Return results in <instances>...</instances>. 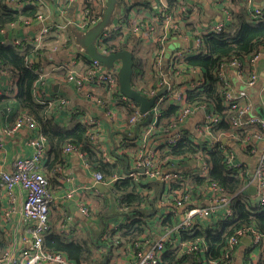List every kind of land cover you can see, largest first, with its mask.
I'll return each mask as SVG.
<instances>
[{"label": "trees", "instance_id": "16d2710c", "mask_svg": "<svg viewBox=\"0 0 264 264\" xmlns=\"http://www.w3.org/2000/svg\"><path fill=\"white\" fill-rule=\"evenodd\" d=\"M6 1L0 0V30L10 24L16 25L24 22L27 18L31 20L35 19L37 15L35 8L28 7L20 12H13L6 6ZM231 4L233 5L232 0ZM235 4L237 5V10L230 9L231 21L225 26L223 32L200 37L201 44L198 54L173 59L171 58V53L166 54L163 49L161 56L164 62L161 69L154 66V63L156 65L154 60L151 63V73L153 75L152 78H154V80H150L151 85H148V82L146 83V81L142 80L145 75L142 73L143 66L140 63L141 59L136 58L134 51L130 50V40H136L134 33H132L131 38L124 39L118 32L111 33L106 31L108 36L105 39L104 50L106 53L111 54L127 49L133 54L134 71L132 87L137 91L146 93L149 90L159 89L163 81L161 74L164 73V78L169 81L170 90L168 93H172L174 90L179 91L180 89H184L183 91L188 105H205L209 112L219 119L210 130V133L215 138L220 139L218 137L219 135L232 134L236 135L235 139H239V136L245 130L248 131L249 129L257 127L234 128L231 125L230 120L236 114L224 103V90L218 73L222 71L223 67L230 66L232 62H240V66L238 67V71H240L242 60L252 59L254 54L264 48V6L260 8V16L256 18V21H253L251 20L252 14L250 9L244 0H235ZM151 6L154 8L152 4ZM178 7L179 4L176 0H168V10L176 12ZM86 8L91 12L94 11V8L90 4H86ZM114 13H116L115 10ZM94 14L97 17H101L102 10ZM127 18L128 13L120 16L122 24L124 22L126 24V21H128ZM200 24L202 25L204 23ZM161 25L157 24V29L159 27L161 28ZM184 26L195 37L196 24L193 22H185ZM74 29L66 28V32L70 30L71 37L74 38L75 36L76 40L78 32ZM123 40H126V42ZM115 41L118 42L115 43ZM135 43L139 44L140 42L138 40ZM55 44H58L61 50L51 54L50 46L52 44L48 47L35 48L31 44L14 46L12 44H3L0 41V72L2 71L14 77L16 85V94L14 97L8 98L3 95L0 96V110L5 114L8 112V119L11 120L13 125L18 117L26 114L39 126L46 144L47 154L46 163L42 167V170L49 178V182L51 181L52 183L51 177L58 173V171L60 172L64 164L65 157L63 155V149L66 146L80 148L89 166L94 171L102 174L106 179L124 173L125 161L120 157L128 159L130 168L131 156L128 154V151L134 153L140 148L138 142L139 131L142 127L150 123L152 117H149V121L145 122L147 118H141V114L131 101L117 103L116 105L119 107V110L125 114L126 124L135 112L138 114L135 116V121L131 125H127L133 132L132 134L129 132L128 137H124L125 144L123 149H125V152L116 154V156L110 155L113 161H106L91 146V138L99 135L95 126L86 125L78 119L76 114H72L71 125L65 126L57 120L55 121L53 115L47 111L46 107L37 104L33 98V86L38 81L41 70L47 72L44 69L46 67H42L43 63L46 66L49 65V67H53V64H56L58 71H61L65 75V69L60 68V66L63 63L71 61L70 59L63 60L62 57V50L67 48L65 42H59L56 39ZM67 44H71V40ZM74 46L78 47L80 49L79 51L84 53V50L78 45L77 41H74ZM154 52L156 57H158V45L154 47ZM78 55L82 54L78 53ZM174 60H176V63ZM77 63H79V60L75 61L76 69H78ZM174 64L177 66L173 67ZM176 71H179L178 74L183 76L181 82L176 79ZM194 72L200 74V84L193 88H184L185 84L189 85L191 82L197 83L194 82L196 81L194 78H191L192 80L188 79V75ZM177 113L178 107L165 98L159 109L155 130L149 135L147 143L152 139L158 140L165 138L173 130L172 127ZM180 133L183 137L176 144L162 145L160 143L161 145H158L157 143L155 149L159 151L157 163L161 173L168 170L171 165H174L173 162L177 161L178 164L171 172L180 175L181 178L174 182H167V184L162 179L151 182L143 178L144 175H138L140 178L138 183L130 178L115 181L107 187L106 194L96 198L99 203L101 202L98 215L102 221L107 220L110 216H118L119 212L129 216L131 219L125 224L118 226L114 230V234L107 239L112 244L116 242L118 246H133L140 243L143 235L154 224V220H158L156 217H159L157 215L159 197L167 199L166 195H164L165 185L168 186L167 195L169 197L187 191L188 193H192L195 198L200 199L203 193L208 190L210 184L214 183L222 189L225 195L233 199L232 215L227 220L212 222L213 224L211 226L204 228L197 226L190 231L181 232L179 236L182 242L204 243L206 247L203 255L204 260L197 262L194 254L183 253L179 248H173L167 245L161 264H210L212 261L220 264L219 260L226 239L237 229L251 227L260 234H264V206H259L256 203V199H254L255 196L253 197L248 193V189L245 188L251 173L240 172L237 168H229L227 166L223 150H231V148L224 147V145L217 141L212 147H207L205 144L195 143L184 132ZM197 157L206 162L208 166V172L203 177L199 176L197 172L199 169ZM188 165L193 167V172L192 168L179 171L178 167L182 168ZM2 206L3 203L0 198V214ZM175 219L172 214L165 215L161 221V227L170 228L174 226L177 222ZM7 244V238L0 231V252ZM43 247L48 252L66 256L67 259L76 264H108L102 257L98 258L94 256L92 248L89 247L84 239L68 240L64 238L63 233H59L54 229L49 235L45 236ZM259 258L256 264H264V253Z\"/></svg>", "mask_w": 264, "mask_h": 264}, {"label": "built area", "instance_id": "2783aa9c", "mask_svg": "<svg viewBox=\"0 0 264 264\" xmlns=\"http://www.w3.org/2000/svg\"><path fill=\"white\" fill-rule=\"evenodd\" d=\"M62 6L65 3L62 1H68V3H77L78 17L74 23V27L81 33H85L90 30L96 24L101 21V17H97L94 13L100 12L105 8L106 0H57ZM157 13L151 16L149 24H143L142 29L137 30L140 39L143 43L151 44L154 47L159 46V55L156 57L154 54L153 60L156 62L154 66L157 68L162 67L164 60L162 61V53L164 49V42L168 39L170 34H176L181 38L187 33L184 23L190 22L193 16L198 14V6L193 3H186V0H177L179 4L176 12L168 10L167 0H156ZM213 3L220 6L222 9V19L215 24H205L201 26V29L196 32L193 40V48L191 51L185 49H179L171 54V58H183L189 55L198 54L201 36H209L211 34H218L223 32L225 26L231 21L230 16V3L231 0H212ZM250 9L252 14L251 20L256 21L257 17L260 16V8H251L253 0H244ZM86 4H90L94 11H89L86 8ZM6 6L13 12H20L25 8H35L37 15L34 20L42 24L41 29L38 33L32 37L31 40L20 38L12 35L8 37L10 30L14 29V24H10L0 30V41L3 44H12L14 46H21L25 44H31L35 48H42L44 40L49 36L58 37L67 28V24L63 22H47L49 4L47 0H7ZM65 15V8L61 10V16ZM183 16V17H182ZM185 19V20H182ZM157 24H162L160 32L157 31ZM141 25V24H140ZM109 31L111 33L118 32L122 37V20L119 17L113 19L112 24L97 38L96 48L99 53L108 55L104 50L105 39L108 36ZM124 38V37H122ZM163 46V48H161ZM61 50L58 44L50 46V53H57ZM261 56L260 51L254 54L252 60L255 61ZM30 61H32L30 59ZM88 69L84 72H78L75 67V61L63 63L60 68L65 69L64 80L66 82L73 83L75 90L85 99L93 102L96 107H100L103 114L109 118L112 122L115 119L112 116V106L117 103L129 101L126 97L119 94L118 82L116 77L117 70L114 68L107 69L100 65L96 61L89 60ZM176 63V60H174ZM177 65L174 64L173 67ZM230 66L239 67L240 62H232ZM181 68V66H179ZM160 71V70H159ZM176 71V79L181 82L183 76L178 74ZM47 75V72L39 74L38 81L33 86V98L37 104L46 107L47 111L53 113L52 110L63 109L70 103L67 97L49 96L45 90H39L38 84L43 81V78ZM163 81L160 84V88L157 90H149L146 93H141L147 98L152 97L157 91L166 86V92L157 98L154 102L153 107L148 113L141 114V118L152 117L149 124L142 127L139 131V146L140 148L136 152L128 151L131 156L130 163L132 168L135 170H141V173L133 172L130 174L121 173L114 175L108 179L104 178L102 174L96 171H92V178L94 182L101 183L106 187H109L115 181L123 180L126 178L132 179L138 183L140 178L138 175H144L143 178L147 180L162 179L165 184L167 182H174L180 179V175L171 172L174 169V165H171L168 170L161 173L158 167L157 158L159 151L156 147L149 146L147 143L148 137L155 130V124L157 122V116L161 103L166 100L171 101L178 107V113L174 120L173 130L158 143V145H174L177 141L181 140L183 135L178 130L180 123L193 115L196 111L205 112L203 124L197 126L196 133L200 137L212 136L210 133L211 127L215 125L219 119L212 115L205 105L190 106L187 104L185 99L184 89L179 91H173L168 93L170 90L169 81L164 78L165 74H161ZM219 79L223 87V97L226 106L233 111L236 116L231 118L230 123L234 128H246L249 126L257 127L258 131L254 135L256 139L264 141V119L252 114V105L247 99L246 89L253 88L257 83L258 76L253 71L247 77L245 82V89L240 90L236 93L232 92L229 86V82L226 79L223 71L218 73ZM192 78L189 74L188 78ZM201 80L197 83H190L184 85V88H193L200 84ZM95 85L100 91L104 93L103 96H99L92 90ZM146 94V95H145ZM138 110V109H137ZM139 112V111H138ZM135 114L129 118L128 124L131 125L135 121ZM88 126H95L98 128L99 119L95 117H89L81 120ZM37 126L36 122L28 115L22 114L15 121L12 130H18L21 128H27L30 130L35 129ZM232 139L236 138V135H229ZM34 148V153L30 157L19 158L14 161L10 170H0V198L3 206L0 214V231L8 240L7 246L0 252V264H75L68 261L65 256L59 253H51L44 249L43 243L45 236L52 232V225L50 221V214L53 207H56V197L51 191L50 182L47 175L43 173L42 167L46 163V144L42 134L38 133L30 143ZM91 146L97 154H100L105 158L106 161L111 162V157L104 151L97 136L91 138ZM125 142L120 141L116 144L115 153L121 154ZM200 144V143H198ZM2 143L0 141V148ZM156 146V145H155ZM76 153L83 158V166L90 169L89 163L87 162L85 155L81 152L80 148L72 146H66L63 149V155H69ZM234 153H226L225 160L229 168H237L240 172L243 168L236 165L234 160ZM198 160V175L203 177L208 172V166L206 162L197 157ZM251 186L255 187V198L256 203L259 206H264V147L260 150L259 161L256 164L254 171L248 178L245 188L249 189ZM86 191L85 188L75 187V189L66 193L62 199H71L76 193H82ZM200 194V192H199ZM168 203L172 204V210L166 212L164 215H158V223L162 221L165 215L172 214L173 217L178 218L174 226H171L166 230L164 237L160 238L156 242H150L149 240H141L140 243L134 245L129 250L131 252L129 258L126 259L124 264H161L162 257L165 253L166 246L170 245L173 248H179L183 253L194 254L197 258V262L204 260V253L206 247L202 242H182L177 240V235L181 232L190 231L193 228L211 226L214 221L227 220L232 215L233 199L225 195L222 189L216 184H210V187L206 192L203 193L202 198L197 199L192 193L180 192L175 196H167ZM163 200V199H162ZM79 212L84 217H89L90 212L93 210L85 202V200L79 197L77 201ZM16 217L14 228L7 229V224L12 221V217ZM69 216H65L64 222L59 224V233H66L67 223L70 222ZM176 221V220H175ZM19 229H23L29 237L23 239L25 247L20 245L17 238ZM243 239H249V244L253 249L259 251L257 255L253 254V260L257 261L262 253H264V234H260L251 227H243L237 229L232 235L226 239V243L223 247L222 254L220 256V264H234L235 254L237 248L241 244ZM22 240V239H21ZM252 249V250H253ZM133 250V251H132ZM210 264H218L215 261Z\"/></svg>", "mask_w": 264, "mask_h": 264}, {"label": "crops", "instance_id": "0c3cea01", "mask_svg": "<svg viewBox=\"0 0 264 264\" xmlns=\"http://www.w3.org/2000/svg\"><path fill=\"white\" fill-rule=\"evenodd\" d=\"M232 1L233 5L230 3V8L231 10L233 9L236 11L237 5L235 4V0ZM47 2L49 4V8L48 11L45 12L48 16L46 23L49 24V22L61 21L67 24V28H75L74 23L76 22L79 14L77 3H68V1H62V3H65V5L62 6V4L59 3L60 1L57 0H47ZM156 2V0H118V4L115 9L116 13H114L115 18L128 13V21H126V24L125 22L122 24V37H124V39H127L128 37L131 38L132 33H134L136 36V40H130V50L134 51L136 58L141 59L140 63L143 66L142 73L145 75L142 80L146 81V83L148 82V85H151V79L154 80L151 73V63L155 54L154 46L143 43L138 35L137 30L142 29L141 26L143 24H149L152 18L151 16H154L157 13V8L159 5H157ZM186 3L188 5L189 3H193L198 6V14L193 16L190 20V22L196 24V32L201 29L202 25L215 24L222 19L221 7L213 3L212 0H186ZM151 4L154 6V8L151 6ZM263 6L264 0H253L251 8H261ZM63 8H65V15L61 16V10ZM200 23L204 24L201 25ZM41 27V23L27 18L24 20V22L14 25V29L10 30L8 37L11 38L12 35H15L20 38H25L26 40H31L32 37L38 33ZM70 30L68 32L65 30L58 37H47L44 40L43 46L48 47L51 44H55L56 39L59 42H65V46L67 48L62 50L63 60H79V63H77V70L81 73L88 69L90 59L86 58L84 53L80 52V49L74 46V41H77V38L75 40V36L74 38L71 37ZM77 32L78 34L81 33L78 30ZM156 32H160V27ZM178 37L179 36L177 34L176 36L174 34H170L168 39L165 40L164 50L166 54H172L179 49H185L188 51L192 50L194 40V35L192 33L187 31L183 37ZM69 40H71L72 45L67 44ZM138 40L140 43L136 44L135 41L137 42ZM123 41L126 42V40ZM117 42L118 41H115V43ZM262 50H264V48L260 49L261 56L257 60H242L240 71H238L237 67L233 66L223 67L222 71L229 82L231 91L234 93L245 89V82L251 72L254 71L257 74V83L253 88H247L246 94L249 103L252 105V114L264 119V52ZM78 53L82 55H78ZM42 67H46L44 69L47 71V75L43 78V81L38 84L39 90H45L51 97H67L70 101L66 108L52 110L53 113L51 114L53 115L55 121L57 120L65 126H70L72 114H76L80 120L89 117L98 118L99 124L97 130L99 135L97 138L103 150L107 151L109 156H112L111 133L119 132L118 134L114 135L116 145L120 143V141H125L124 137H128L129 132L131 134L133 132L131 129H129V127H127L128 123L126 124L125 114H123V112H121L119 107H117L115 104L111 107L112 116L115 120L110 122L109 118L103 114V111L100 107H96L93 102L85 99L83 96L77 93L73 83L66 82V80H64V74H62L61 71H58L56 64H53V67H49V65L46 66L45 63H43ZM114 67L116 70H118V64H115ZM191 75L192 78L196 80L194 82L200 81V74L198 72L191 73ZM188 79H190V77ZM15 86V78L1 71L0 96L3 95L4 97L8 98L14 97L16 94ZM91 87L92 90L99 96L104 97L102 90L100 91L97 87H95V85ZM8 115V112L5 114L2 112V110H0V141L2 143L0 148V170L4 171L10 170L15 160L32 156L34 153V148L30 143L40 131L39 126L33 130L27 128L12 130L13 124L11 120L8 119ZM204 117L205 112L196 111L193 115L180 123L178 126L179 132H184L195 143L205 144L207 147H212L217 141L224 145V147L231 148V150H223L224 156L229 152L234 153L235 157L233 162L236 165L241 166L243 171L247 174L252 173L259 161L260 150H262L264 147V141L258 140L254 136L258 129L252 128L248 131L245 130V132L239 136V139H232L228 134L219 135L218 137L220 139L215 138L213 135L200 137L196 133V128L197 126L203 124ZM161 140L162 138L158 140L152 139L149 142V146L151 145V147H155V145ZM64 157V164L61 167L60 172L58 171V173L51 177L52 183L50 181V188L55 195L57 202L56 207L52 208L50 214L52 229L59 232V224L64 222L65 216H69L71 219L70 222L67 223L66 233H63L64 238L68 240L82 238L86 241L89 247L92 248L94 256L98 258L102 257L103 260L107 261L108 264H124L126 259L129 258L128 256L131 254L129 250H131L134 245L118 246L116 242L115 244L110 243V240L107 238L114 234V230H116L118 226L125 224L131 218L119 212L118 216H110L107 218V220L102 221L98 215L101 207L95 208L93 204H95V200L98 201L96 198L106 194L107 190L104 192H99L92 186V171L94 170L91 167L88 169L83 166L82 156L76 153H71ZM111 161H113V159ZM173 164L176 166L178 162L174 161ZM189 166L190 165L182 167L186 169H182L181 167H178V169L181 171L192 168L193 172V167ZM130 168H132V166H130ZM158 180L160 179L149 181L156 182ZM77 186L85 188L86 191L82 193H76L71 199H62L66 193L75 189ZM164 188V195L167 197L168 186L165 185ZM251 195L253 197L255 196V194ZM79 197L85 200L89 207L93 210V212H90L89 217H84L79 212L77 206ZM107 197H109V195H107ZM254 199L256 198L254 197ZM165 200L166 198L159 197V202L157 204V215L159 216L164 215L166 212H170L173 208L172 204ZM15 219L16 217L13 216L12 221L7 224V229L10 227L11 229L14 228V225L12 224H15ZM175 220L179 219L176 218ZM166 229V227H161V221L158 223V220H154V224L151 225L150 230H147V232L143 235V240L156 242L165 236ZM179 236L180 235H177V240H180ZM28 237L29 235L23 229L18 230L17 240L19 242V247L20 245L25 247L23 239H27ZM252 249L253 247H251L249 244V240L243 239L237 248L234 264H256L260 258H258L256 262L252 261L253 254L257 255L259 251ZM133 250H135V247ZM67 260L71 261L69 259Z\"/></svg>", "mask_w": 264, "mask_h": 264}, {"label": "water", "instance_id": "95a60500", "mask_svg": "<svg viewBox=\"0 0 264 264\" xmlns=\"http://www.w3.org/2000/svg\"><path fill=\"white\" fill-rule=\"evenodd\" d=\"M117 3L118 0H106L101 21L83 34L84 44L81 45V48L84 50L85 56L88 59L98 62L100 65H102L105 68L108 69L114 68V65L118 64L116 77L118 82L119 94L126 97L129 101H131L134 104V106L138 109L140 114H145L148 113L150 109L153 107L155 100L166 92L167 90L166 86H164L162 89L157 91L152 97L150 98L145 97L139 91H137L132 87V76L134 71L133 54L129 50L124 49L115 53L104 55L102 53H99L96 48L95 43L97 41V38L113 22L114 10ZM109 20H110V25L107 26ZM262 51L264 52V50ZM148 121H149V117H147L145 122ZM118 133L119 132L111 133V144H112L111 153L113 156H116L115 153L116 145H115L114 135ZM120 158L125 161L126 174H130L133 172L141 173V170H135V169L129 170L128 159L125 157H120ZM91 184L99 192H104L107 189V187L101 183H97L93 181ZM248 193L255 194V187L251 186L248 189Z\"/></svg>", "mask_w": 264, "mask_h": 264}, {"label": "rangeland", "instance_id": "374dc122", "mask_svg": "<svg viewBox=\"0 0 264 264\" xmlns=\"http://www.w3.org/2000/svg\"><path fill=\"white\" fill-rule=\"evenodd\" d=\"M110 25V20H109V22H108V24H107V26H109ZM84 33H80V34H78V36H77V43H78V45L79 46H81V45H83L84 44V42H83V38H84V35H83ZM86 202V201H85ZM95 204H93L94 206H95V208L96 207H100V203L98 202V201H96L95 200V202H94ZM153 225V224H152ZM168 229V228H167ZM166 229V230H167ZM249 240V239H248ZM255 251H257V248L255 249Z\"/></svg>", "mask_w": 264, "mask_h": 264}]
</instances>
